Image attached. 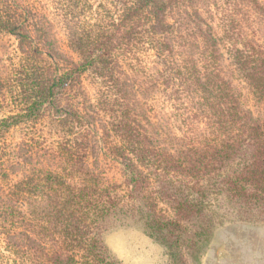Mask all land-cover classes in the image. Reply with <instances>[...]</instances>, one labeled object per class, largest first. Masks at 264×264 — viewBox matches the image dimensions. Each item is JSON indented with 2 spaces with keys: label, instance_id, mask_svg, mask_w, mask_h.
<instances>
[{
  "label": "trees",
  "instance_id": "16d2710c",
  "mask_svg": "<svg viewBox=\"0 0 264 264\" xmlns=\"http://www.w3.org/2000/svg\"><path fill=\"white\" fill-rule=\"evenodd\" d=\"M222 1L234 13L224 34L230 64L258 116L223 76L215 36L199 30L176 56L171 0H113L109 20L70 36L77 60L0 4V33L19 54L9 100L0 88L2 264H122L103 238L122 219L165 248L169 264H187L201 259L226 212L264 224V45L253 21L264 3ZM150 58L165 69L155 77L172 74L184 95L177 132L142 106ZM15 129L25 136L14 149L6 136ZM101 145L120 180L91 163Z\"/></svg>",
  "mask_w": 264,
  "mask_h": 264
},
{
  "label": "rangeland",
  "instance_id": "374dc122",
  "mask_svg": "<svg viewBox=\"0 0 264 264\" xmlns=\"http://www.w3.org/2000/svg\"><path fill=\"white\" fill-rule=\"evenodd\" d=\"M113 0H0V4L12 7L15 18L29 22L33 32L40 38H45L66 57L77 60L76 50L69 44L73 32L81 31L83 27H91L101 20H109L113 12ZM172 10L170 21L179 28V35L173 41L176 56L185 54V45L193 39L194 33L199 30L216 37L217 48L220 54V68L223 76L228 79L241 97L243 105L255 116L262 113L261 108L252 99L244 80L236 73L230 64L224 41L225 31L229 26V15L232 9L223 7L221 0H171ZM264 3V0H262ZM228 20V21H227ZM254 25L264 45V17L253 16ZM228 22V23H227ZM228 25V26H227ZM36 32V33H35ZM18 43L11 35L0 33V81L1 94L4 101L7 96L8 81L15 63L18 62ZM149 77L146 78V88L141 95L142 106L148 111L158 127L177 132L180 128V119L177 111L187 108L184 95L176 94L175 83L170 78L161 80L155 77L158 70H165L158 66L154 58H150ZM84 91L92 99L94 90L89 80L84 82ZM7 97V99H6ZM2 97L0 96V106ZM1 114V113H0ZM1 116V115H0ZM182 127V126H181ZM47 129H45L46 131ZM49 134V133H48ZM24 132L12 130L7 134V141L15 149L24 138ZM56 135L50 133L47 142L51 143ZM99 154L97 164L106 176L113 180H120L119 165L103 150ZM23 173L22 169L18 174ZM228 211L225 209V212ZM103 238L111 252L122 264H169L165 248L145 235L142 230L130 221L116 220L104 233ZM3 245L0 241V264ZM187 264H264V224L261 222H243L233 217L230 212L224 215V222L214 234L210 246L199 261L187 259Z\"/></svg>",
  "mask_w": 264,
  "mask_h": 264
}]
</instances>
